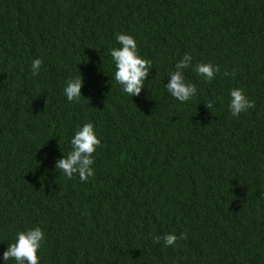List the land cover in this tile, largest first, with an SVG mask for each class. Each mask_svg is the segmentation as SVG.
Returning a JSON list of instances; mask_svg holds the SVG:
<instances>
[{
    "label": "trees",
    "instance_id": "obj_1",
    "mask_svg": "<svg viewBox=\"0 0 264 264\" xmlns=\"http://www.w3.org/2000/svg\"><path fill=\"white\" fill-rule=\"evenodd\" d=\"M119 32L153 62L139 96L113 79ZM185 53L221 72L186 70L182 104L163 86ZM237 87L255 101L238 118ZM89 121L95 176L66 179L55 162ZM34 226L40 264H264V0H0V255ZM170 232L187 239L155 242Z\"/></svg>",
    "mask_w": 264,
    "mask_h": 264
},
{
    "label": "clouds",
    "instance_id": "obj_2",
    "mask_svg": "<svg viewBox=\"0 0 264 264\" xmlns=\"http://www.w3.org/2000/svg\"><path fill=\"white\" fill-rule=\"evenodd\" d=\"M116 42L119 47H114L109 52L115 68L113 79L124 94L129 97L139 96L142 88L145 87L150 69L153 68V62L140 55L137 41L132 35L116 33ZM193 59L191 54L185 53L175 63L174 70L169 72L168 82L163 86L167 93L182 104L192 101L198 94L196 84L185 78L186 70L193 68L198 76L209 83L221 72L220 66L213 63L200 62L193 67ZM42 64L43 61L40 58H34L31 61L32 75L39 74ZM223 75L228 76L229 73L225 70ZM83 83L80 73L66 80L63 92L69 103L80 102L83 97L81 93ZM229 97L228 109L233 117L238 118L241 113L247 114L250 109L255 108V101L249 99L242 88L230 89ZM206 106L209 109L212 103L208 102ZM69 143L70 151L66 155L62 152L61 158L55 162V169H59L66 179L71 180L78 174L81 182H88L90 177L95 176L93 154L101 145L94 124L89 121L78 126ZM161 239L165 247H176L177 241L187 239V236L185 233L178 236L170 232L163 237H155V242L159 243ZM44 240V230L39 226L17 231L14 242L8 244L6 250L0 255V262L2 264H8L10 261H14V264H40L41 257L38 252Z\"/></svg>",
    "mask_w": 264,
    "mask_h": 264
}]
</instances>
